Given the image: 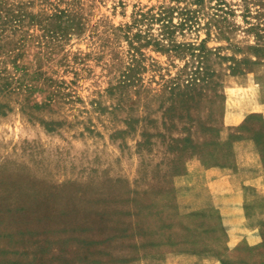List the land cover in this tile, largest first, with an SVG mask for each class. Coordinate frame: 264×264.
<instances>
[{
    "label": "rangeland",
    "instance_id": "374dc122",
    "mask_svg": "<svg viewBox=\"0 0 264 264\" xmlns=\"http://www.w3.org/2000/svg\"><path fill=\"white\" fill-rule=\"evenodd\" d=\"M161 5L174 41L132 25ZM0 70L15 89L0 92V264L228 246L218 201L188 211L174 175L196 152L227 159L229 110L264 162V0H0Z\"/></svg>",
    "mask_w": 264,
    "mask_h": 264
},
{
    "label": "crops",
    "instance_id": "0c3cea01",
    "mask_svg": "<svg viewBox=\"0 0 264 264\" xmlns=\"http://www.w3.org/2000/svg\"><path fill=\"white\" fill-rule=\"evenodd\" d=\"M260 108L252 97L247 112ZM242 121L239 113L232 110L224 116L228 130H220V134L222 144L228 146L223 154L225 161L208 162L196 152L174 175V188L180 201L189 203L184 205L188 211H198L218 201L219 210L227 214L223 220L228 226V246L222 250H172L163 256L164 264L171 259L176 264H264V162L256 138L229 131ZM176 180L183 182L177 184ZM153 259L156 256L150 255L149 264Z\"/></svg>",
    "mask_w": 264,
    "mask_h": 264
},
{
    "label": "trees",
    "instance_id": "16d2710c",
    "mask_svg": "<svg viewBox=\"0 0 264 264\" xmlns=\"http://www.w3.org/2000/svg\"><path fill=\"white\" fill-rule=\"evenodd\" d=\"M170 10H171V8L167 7L166 5H161L158 8L151 7L147 10L141 9L136 14V16L134 17V21H133L132 25L141 27L145 24L153 25L155 23H159L161 26V32L160 33L163 36L162 39H168V40L170 39V40L174 41L173 36H174V32L176 30L177 25L172 21L171 18H168L170 16V12H169ZM59 27L61 28V25H59ZM130 27H132V26H130ZM144 32H146V31L138 28L137 31L134 33V37H136V39L139 40L143 37ZM162 39L154 36V37H150L148 39V41H156L157 44H161ZM203 46L204 45L202 44L200 47H198L199 52L197 55L205 58V56L207 54V50ZM195 48H197V47H195ZM2 72H3V70H2ZM6 77L8 78V76L0 73V92H2L4 94L11 93V92L15 91V89H13L12 87H8V82L2 81V80H5ZM5 107L10 109V107H8V105L6 103L0 102V113H3V114L6 113Z\"/></svg>",
    "mask_w": 264,
    "mask_h": 264
}]
</instances>
